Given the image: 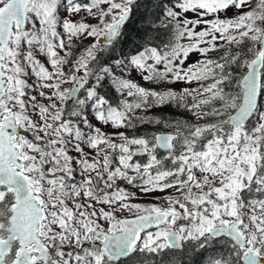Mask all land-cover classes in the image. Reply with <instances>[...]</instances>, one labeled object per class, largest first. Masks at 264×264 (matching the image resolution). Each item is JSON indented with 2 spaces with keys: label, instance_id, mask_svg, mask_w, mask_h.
<instances>
[{
  "label": "snow or ice",
  "instance_id": "1",
  "mask_svg": "<svg viewBox=\"0 0 264 264\" xmlns=\"http://www.w3.org/2000/svg\"><path fill=\"white\" fill-rule=\"evenodd\" d=\"M209 249L264 264V0H0V264Z\"/></svg>",
  "mask_w": 264,
  "mask_h": 264
},
{
  "label": "trees",
  "instance_id": "2",
  "mask_svg": "<svg viewBox=\"0 0 264 264\" xmlns=\"http://www.w3.org/2000/svg\"><path fill=\"white\" fill-rule=\"evenodd\" d=\"M138 82L142 83V81H138ZM108 98L112 101V103L116 102V100L113 96H109ZM166 114L171 116V113H166ZM134 159H139V158H134ZM212 255H213L212 250L209 249V251L205 254V257H204V260L202 261V264H207L209 257H212ZM172 260H173L174 264H180L181 257L179 255H177L176 257L172 258ZM183 264H187V257L183 258Z\"/></svg>",
  "mask_w": 264,
  "mask_h": 264
},
{
  "label": "rangeland",
  "instance_id": "3",
  "mask_svg": "<svg viewBox=\"0 0 264 264\" xmlns=\"http://www.w3.org/2000/svg\"><path fill=\"white\" fill-rule=\"evenodd\" d=\"M177 87H179V85H177ZM156 195H163V194L157 193ZM140 202H145V201H140ZM149 231H155V229H153V230H149ZM207 264H208V263H207Z\"/></svg>",
  "mask_w": 264,
  "mask_h": 264
},
{
  "label": "water",
  "instance_id": "4",
  "mask_svg": "<svg viewBox=\"0 0 264 264\" xmlns=\"http://www.w3.org/2000/svg\"><path fill=\"white\" fill-rule=\"evenodd\" d=\"M154 227H152V228H149L148 230H150V229H153Z\"/></svg>",
  "mask_w": 264,
  "mask_h": 264
}]
</instances>
